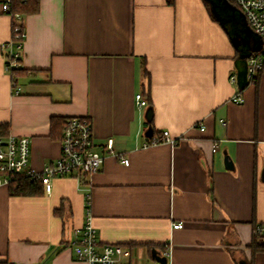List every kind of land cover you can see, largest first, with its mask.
<instances>
[{"label":"crops","instance_id":"0c3cea01","mask_svg":"<svg viewBox=\"0 0 264 264\" xmlns=\"http://www.w3.org/2000/svg\"><path fill=\"white\" fill-rule=\"evenodd\" d=\"M40 3L24 16L19 93L3 48L13 20L0 13V124L30 137L37 171L61 154L52 117L90 116L97 149L112 138L114 152L91 176L55 177L50 192L0 186V260L89 264L72 242L90 195L100 243L123 246L118 264H264V251L250 249L264 223V65L259 89L248 83L234 102L236 18L227 31L209 0ZM137 93L153 100L149 140ZM164 130L177 143L158 141Z\"/></svg>","mask_w":264,"mask_h":264},{"label":"built area","instance_id":"2783aa9c","mask_svg":"<svg viewBox=\"0 0 264 264\" xmlns=\"http://www.w3.org/2000/svg\"><path fill=\"white\" fill-rule=\"evenodd\" d=\"M236 5L244 13L250 27L262 38L259 49L251 51L247 58L248 82L253 83L257 73L264 65V0H235ZM13 0H0V13L9 14L13 20L12 38L3 44L6 69L12 75L14 93L21 88L16 83L14 69L21 67L22 48L25 38L24 14L12 11ZM230 81L237 84V74L230 75ZM139 107L147 105V100L141 93L135 96ZM232 100L243 102L240 87H237ZM201 129H204L201 126ZM158 141L177 143L169 130H164L162 138ZM216 149V147L214 148ZM113 139L106 144V152L99 151L95 143L94 123L88 115H73L66 117L61 136V154L50 164H46L41 171L30 166L31 139L28 136L16 134L0 135V186H9L19 177L39 179L45 191L50 192L53 179L57 176L87 177L98 172L104 162L106 154L113 153ZM126 164L129 160L124 159ZM91 197L87 195V212L83 226L76 231V238L72 242L75 255L89 264H118L119 256L123 253L120 244H101L97 229L93 224L91 213ZM174 228H182V222L173 224ZM254 238L264 243V223L254 225ZM168 255V249L165 251Z\"/></svg>","mask_w":264,"mask_h":264},{"label":"water","instance_id":"95a60500","mask_svg":"<svg viewBox=\"0 0 264 264\" xmlns=\"http://www.w3.org/2000/svg\"><path fill=\"white\" fill-rule=\"evenodd\" d=\"M211 4L214 6L212 7V11L214 13V16L221 21L224 28L228 31V21L231 22V20L236 17L240 16L243 23L246 25L248 31L251 33L249 36H245L240 31H235L233 35H231V40L234 46L237 48L239 52V58L242 62V65H239V69L237 72V81L240 88H244L248 84V78H247V70H248V62L247 58L249 57L250 53L254 49H259L262 45V38L250 27L248 24V21L244 15V13L240 10V8L232 3L230 0H209ZM218 5H222V8L224 10H228L232 12V16L223 15L218 10ZM154 115V109L152 105H149L146 109L145 117L147 121L150 123L148 128L145 131L146 140H149L153 136V126L151 124L152 119ZM225 165L233 169L234 163L228 153L225 151L224 156ZM157 259L162 263L166 264V257H158Z\"/></svg>","mask_w":264,"mask_h":264},{"label":"trees","instance_id":"16d2710c","mask_svg":"<svg viewBox=\"0 0 264 264\" xmlns=\"http://www.w3.org/2000/svg\"><path fill=\"white\" fill-rule=\"evenodd\" d=\"M232 3H235V0H230ZM40 0H13L12 4V11L13 12H21L24 15L36 13L40 10ZM21 68H15L14 69V75L17 74ZM261 73L262 69L257 73V75L254 78V82L256 84L257 89H259V84L261 80ZM16 76V75H15ZM250 83V82H248ZM245 88V87H244ZM244 88H240L242 91ZM145 97L147 99L148 105L153 106V100L152 97L148 94H145ZM66 118L61 117H52L51 119V135L53 137H61L62 130L65 124ZM9 129L8 123H1L0 124V135H7ZM152 141V139H151ZM43 185L42 182L39 179H31L28 177H19L15 179L10 185H9V192L11 195H37L41 194L43 191ZM250 249L253 254L264 251V243H259L254 238L250 244ZM0 264H9L7 260H0ZM251 264H254V261H251Z\"/></svg>","mask_w":264,"mask_h":264},{"label":"rangeland","instance_id":"374dc122","mask_svg":"<svg viewBox=\"0 0 264 264\" xmlns=\"http://www.w3.org/2000/svg\"><path fill=\"white\" fill-rule=\"evenodd\" d=\"M235 18H236V20L234 19L235 22L233 21L234 22L233 26L237 25L238 29L240 31H242V34H244L245 36H249L251 33L248 31V29H247L246 25L243 23L241 17L238 15ZM227 23L232 24V22L230 23V21H228Z\"/></svg>","mask_w":264,"mask_h":264},{"label":"flooded vegetation","instance_id":"af4514ba","mask_svg":"<svg viewBox=\"0 0 264 264\" xmlns=\"http://www.w3.org/2000/svg\"><path fill=\"white\" fill-rule=\"evenodd\" d=\"M220 6V7H219ZM218 8H221V10H223V8H222V5H218ZM219 11H220V9H219ZM221 12V11H220ZM223 15H225V14H223Z\"/></svg>","mask_w":264,"mask_h":264}]
</instances>
